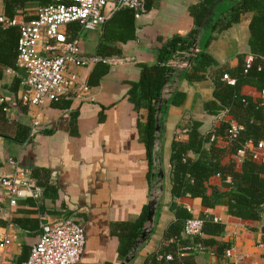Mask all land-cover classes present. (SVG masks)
<instances>
[{"label":"crops","instance_id":"0c3cea01","mask_svg":"<svg viewBox=\"0 0 264 264\" xmlns=\"http://www.w3.org/2000/svg\"><path fill=\"white\" fill-rule=\"evenodd\" d=\"M197 2L145 0L146 12L134 18L133 37L119 43V55H113L123 62L103 64L108 69L93 85H89L88 77L95 64L76 68L81 82L90 90L84 99L76 97L77 90L71 91L76 95L67 108L56 104L58 102L40 108L24 105L20 100L23 70L16 66V60L15 68L3 69L0 76V97L4 99L0 106V175L12 172L17 164L28 170L38 188L35 197L18 198L15 206L9 205L0 189V233L12 237L3 253L4 264H23L38 239L41 220L59 218H71L84 228L85 247L77 264H120L116 234L122 223L135 222L148 206L150 193L157 184L158 167L163 171V193L153 229L130 264H144L148 256L156 258L155 264H264L261 241L264 217L257 221L240 219L228 215L223 206H202L199 198L172 199L169 184L172 141L186 139L185 133L178 135L179 131L187 129L192 120L199 121L200 129L205 132L219 124V118L205 108L214 98L213 79L222 71L232 73L244 61L253 60L247 43L250 15L220 32L204 30L205 25L192 58L193 61L199 47L212 35L206 46L212 63L203 73L204 79L184 78L192 63H180L187 52H180L167 61L170 69L179 66L180 70L175 68L168 76L167 85L161 88L165 92L173 91L160 108L156 166L154 139L148 145L142 136L149 116L147 102H134L130 98L129 90L140 80L142 68L160 64L159 52L164 44L174 36L184 37L193 30L196 32L199 25L195 24L189 9ZM36 8V4L28 2L26 8L20 10L25 14L16 17L31 18ZM0 14L4 15L3 0H0ZM104 24L97 30L86 31V44L83 43L86 54L95 55ZM175 91L185 94L179 106L170 102ZM263 91L249 84L241 88L242 94L259 99L264 105ZM157 98L153 100L155 113ZM222 119L227 120L229 116ZM34 121L37 124L34 125ZM216 143L225 146L227 140L217 137ZM249 144L248 148L252 146ZM233 158L239 168L242 156ZM208 183L222 189L217 176L211 177ZM172 201L191 211L193 217H199L202 212L212 215L224 229L218 235L183 234L187 244L198 245L183 255L180 248L185 244L179 245L162 258L159 249H168L169 243L164 239L165 230L175 221L170 210ZM227 249L231 250V257L225 255ZM166 255L171 259H166Z\"/></svg>","mask_w":264,"mask_h":264},{"label":"trees","instance_id":"16d2710c","mask_svg":"<svg viewBox=\"0 0 264 264\" xmlns=\"http://www.w3.org/2000/svg\"><path fill=\"white\" fill-rule=\"evenodd\" d=\"M214 1L198 0L197 3L191 5L189 11L195 24H200L206 9ZM3 2V16L12 19L18 14H25L20 10H24L28 2L36 4V9H38L49 4L51 0H3ZM248 14L250 20L247 43L253 60L249 67H246L247 63L244 61V64L237 66L232 70V73L222 71L219 77H215L213 79L214 98L205 104L207 112L217 119L221 115L223 117L228 115L229 119H219V124L212 126L206 132L200 129L199 121H190L185 133L186 139L172 141L169 184L172 199L182 196L199 198L201 205L206 208L223 206L226 208V213L232 217L257 221L264 217V164L255 161L251 151L245 147L248 143L256 145L258 142L264 141V105L261 100H253L250 96L242 94L241 88L249 84L259 91L264 90V0L222 1L217 4L214 17L209 18L204 30L206 28L217 32L226 30L233 24L241 22ZM31 18H26V20ZM71 28L74 33L79 30L78 25L73 24ZM134 30L133 10L120 8L115 11L101 30V41L96 47L95 55L99 57L119 55L118 44L131 39ZM194 33L195 30L184 37L174 36L169 39L160 49V64L143 67L140 80L134 83L129 90L130 98L134 102L140 100L147 102L149 116L147 123L143 125L142 136L148 145H151L154 139L155 110L153 100L160 93L166 70L171 68L166 63L178 53L189 51ZM18 37L17 26L0 27V76L4 68L16 67ZM210 37L213 36L210 35ZM209 40L199 47L201 49L194 57L189 69L185 71L184 78L187 80L204 79L203 73L212 63L211 57L206 51ZM103 64L106 63L95 64L88 77L89 85L95 84L97 79L107 71L108 66ZM224 74L233 80L232 84L223 78ZM75 93H68L61 102L59 100L56 104L63 108L69 107ZM184 99L183 92L175 91L170 102L174 106H179ZM231 120L241 126L235 137H230L228 134ZM217 137L225 138L227 144L218 146ZM240 150L244 151V155L239 163V168H237L233 157ZM226 157L227 161H223ZM213 176L219 177L222 189L208 183ZM153 181H155L154 177ZM170 210L175 221L165 230L164 239L169 243L168 249L164 247L159 249L162 253L159 255L162 258L168 250L175 249L179 245H188L187 240L183 238V225L186 219L193 217L191 211L174 201L170 203ZM146 215L147 206L143 208L135 222H125L120 225L119 232L116 234L118 260H123L131 249L146 221ZM199 217L203 220L201 233L218 235L224 229L223 224L215 222L210 214L202 212ZM261 231V241L264 246V226ZM155 259L154 256H148L144 264H155Z\"/></svg>","mask_w":264,"mask_h":264},{"label":"built area","instance_id":"2783aa9c","mask_svg":"<svg viewBox=\"0 0 264 264\" xmlns=\"http://www.w3.org/2000/svg\"><path fill=\"white\" fill-rule=\"evenodd\" d=\"M120 8L133 10L134 18H139L146 12L145 0H51L49 4L36 9L33 17L28 20L16 16L8 19L0 14V27H18L16 66L24 72L21 102L28 107L40 108L58 102L75 90L76 97L84 99L90 87L81 82L76 68L98 62L122 63L123 59L115 56L86 54L82 41L84 32L99 29ZM73 24L79 26L75 33L71 28ZM246 63V67H249L250 62ZM223 78L230 84L233 83L227 74ZM3 101L0 97V106ZM2 108L6 110L5 107ZM33 124H37V121ZM229 125L228 134L235 137L241 126L233 120ZM186 131V128L181 129L178 135L181 136ZM248 144L245 148L251 151L253 159L264 164V141L256 145L250 143V148ZM238 155L243 157L244 151L240 150L236 156ZM0 189L9 205L15 206L18 198L35 197L38 188L34 186L28 170L16 164L12 172L0 175ZM214 220L218 221L217 218ZM202 225L203 220L199 217L186 219L183 225L184 235L201 234ZM39 227L38 239L31 246L29 256L23 264L79 262L85 247L84 228L81 224L71 218H59L52 221L41 220ZM11 241L10 235L0 233V264H4L3 253ZM197 245L183 246L180 255ZM225 255L231 257V250L227 249ZM165 258L171 259V256L166 255Z\"/></svg>","mask_w":264,"mask_h":264},{"label":"water","instance_id":"95a60500","mask_svg":"<svg viewBox=\"0 0 264 264\" xmlns=\"http://www.w3.org/2000/svg\"><path fill=\"white\" fill-rule=\"evenodd\" d=\"M224 0H215L205 11L204 16L197 27V30L192 38V44L187 52V54L180 60L181 64L187 63L190 64L192 61L193 56L196 53L197 49V43H198V38L200 34L202 33L205 25L208 23L209 18L212 16V14L215 12L216 6L218 3L222 2ZM175 68H179V66L173 67L172 69L169 70L167 76H165V80L163 83V89L164 86L167 85V80L168 76H170ZM180 75V72H178V76ZM161 90V94L159 98H157V105H156V113H155V133H154V157H153V163L154 166L157 164V155L156 152L159 150V144H158V139H159V134H160V124H159V118H160V113H161V104L164 102L166 104L168 96L172 93V91L165 92L164 90ZM163 91V92H162ZM156 186L154 187L153 191L150 193L149 196V201H148V206H147V215H146V221L142 227V230L135 240L134 244L132 245L131 249L127 253V255L121 260L120 264H130V262L134 259L139 247L145 242V240L148 238V236L151 234L153 225H154V220H155V214L156 210L158 208V204L161 200L162 193H163V185H162V179H163V171L161 168L158 167L157 174H156Z\"/></svg>","mask_w":264,"mask_h":264},{"label":"rangeland","instance_id":"374dc122","mask_svg":"<svg viewBox=\"0 0 264 264\" xmlns=\"http://www.w3.org/2000/svg\"><path fill=\"white\" fill-rule=\"evenodd\" d=\"M85 34H86V32H84V33H83V35H82V39H83V43H85V44H86V40H85V37H84V36H85Z\"/></svg>","mask_w":264,"mask_h":264}]
</instances>
